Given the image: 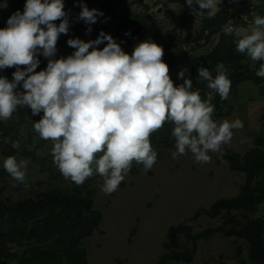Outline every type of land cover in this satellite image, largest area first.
Listing matches in <instances>:
<instances>
[{"label": "clouds", "instance_id": "clouds-1", "mask_svg": "<svg viewBox=\"0 0 264 264\" xmlns=\"http://www.w3.org/2000/svg\"><path fill=\"white\" fill-rule=\"evenodd\" d=\"M222 0H186L198 6L202 17L214 18ZM78 20L89 27L104 15L83 2ZM251 32L232 22L223 26L225 35L237 37L236 49L253 62L264 61V16L251 13ZM56 21H60L59 24ZM70 21L64 0H26L24 10H17L0 28V70L15 68L12 80L0 76V121H8L18 108L28 107L33 115L43 113L33 122L39 137L52 142L53 163L66 180L77 186L94 175L103 183L101 191L110 195L118 190L133 164L145 172L157 162L151 136L166 123L173 128V159L188 152L196 163L211 162L209 153H219L232 141L234 130L244 127L240 119L217 121L215 106L192 90V80L179 72L183 83L175 85L164 62L163 48L152 40L135 45L131 54L116 40L101 31L95 40H67L74 52L54 58L61 34L67 35ZM129 35V33H126ZM106 42V43H105ZM105 44L101 49L99 45ZM48 60L44 70L36 71L38 55ZM246 62V61H245ZM215 76L208 68L197 70L207 87L228 98L231 81L223 62L215 66ZM264 78V63L256 71ZM22 86L23 91H19ZM242 143L246 142L244 139ZM13 148H19L13 142ZM28 159L8 156L3 168L20 184H26Z\"/></svg>", "mask_w": 264, "mask_h": 264}, {"label": "rangeland", "instance_id": "rangeland-1", "mask_svg": "<svg viewBox=\"0 0 264 264\" xmlns=\"http://www.w3.org/2000/svg\"><path fill=\"white\" fill-rule=\"evenodd\" d=\"M144 1H147L145 4ZM26 0H0V28L7 26L8 18L19 10H24ZM83 2L89 9H97L104 13L91 25L92 31L86 34L89 25L78 20ZM119 0H64L65 11L70 21L67 35L61 34L57 43V53L54 58L66 57L74 52L67 40L80 38L84 41L95 40L101 31L109 29L112 24L107 17L111 15L112 3ZM142 6L154 5L157 2H178L187 7L186 0H129ZM258 13L264 16V0H255ZM247 8L244 4L240 11ZM156 9V8H155ZM249 9V8H248ZM199 9L192 6V15L198 14ZM155 11V10H154ZM199 15V14H198ZM238 20L237 27H243L251 32L254 25ZM197 32V35L203 29ZM57 24L60 21H56ZM113 27V26H112ZM111 33L124 51H133L134 41L131 33L118 28ZM209 31L211 28H209ZM110 31V29H109ZM109 31H105L109 34ZM222 29L217 33L220 38ZM211 36V34H210ZM211 38H209V41ZM174 43L169 53L183 52L178 60L169 65L170 76L175 84L181 70L191 71L190 60L209 52L213 46H204L184 51L179 42ZM237 41V40H236ZM106 43V42H105ZM105 46V44H101ZM202 47H204L202 49ZM200 49V50H199ZM202 49V50H201ZM42 55V54H41ZM38 55V58L41 56ZM240 65L251 69V79L241 82L229 92L228 98L220 109L216 100V93L206 87L205 98L211 92L210 103L215 106L213 118L217 121L240 119L244 127L234 130L231 143L223 145L221 152L209 153L211 162L196 163L191 152L173 159L171 153L175 151L167 146L173 125L166 123L162 129L151 136V144L157 151V162L147 172L142 165L133 164L130 172L120 184L117 191L106 195L101 191L103 183L99 175L87 179L84 184L94 190L93 208L102 213V221L93 235L83 240L87 250L89 264H255L249 257V245L246 240L237 236H226L216 231L208 238L195 242L186 233L176 235L177 247L168 246L169 232L172 227L183 225L191 234H197L208 228H231L249 219L264 218V200L257 206L254 213L248 210H224L219 215L211 217L207 209L218 199L236 197L246 181L244 172L232 170L230 163L224 157L228 154H246L258 143L264 144V78L258 77L256 71L264 61L253 62L246 54ZM246 61V62H245ZM186 62L188 64L175 65ZM46 58L40 61L37 72L47 66ZM188 65V66H187ZM199 81H202L198 77ZM19 91H23L19 86ZM43 113L33 115L28 107L20 108L18 114H13L8 121H0V199L15 203L28 198H36L41 193L62 189L68 190L73 186L70 180L64 179L51 155L52 142L43 140L34 131L33 122L38 121ZM244 139L246 142L242 143ZM13 142L19 143V148H13ZM8 156H15L17 160L28 159L26 184L13 180L3 168V161ZM258 177L257 180H260ZM193 250L191 261H179L172 258L174 251L183 252ZM15 250H18L15 247ZM21 251V250H20ZM18 258V257H17ZM17 258H6L8 264H20Z\"/></svg>", "mask_w": 264, "mask_h": 264}, {"label": "trees", "instance_id": "trees-1", "mask_svg": "<svg viewBox=\"0 0 264 264\" xmlns=\"http://www.w3.org/2000/svg\"><path fill=\"white\" fill-rule=\"evenodd\" d=\"M247 1L236 0L232 13L220 11L211 19L205 16L203 29L196 36H200L204 30H209L208 27L211 28L209 31L211 35L218 33L230 16L239 14L240 7ZM196 8L199 9L198 6ZM257 11L258 8L255 7L245 8L243 12L250 18L251 13ZM236 40L237 37L234 35H225L222 31L212 50L190 60L191 71L185 77L192 80V90H199L202 99L205 98L207 82L198 80L197 70L201 67L208 68L215 76V66L223 62L231 81L230 92L241 82L252 78L251 69L240 65L245 59L236 49ZM173 43L172 39L171 44L163 49V60L169 65L183 55L181 51L168 52ZM99 47L103 48L101 45ZM126 52L131 54L132 51ZM44 58L41 55L38 59L41 61ZM15 71L14 67L0 70V76L12 80ZM182 83L183 79L175 80L177 86ZM216 100L221 112L224 100L217 93ZM19 112L20 108L14 114ZM174 143L175 140L170 135L167 146L172 148ZM224 158L229 161L232 170L245 173L246 181L236 197L218 199L207 209V214L214 217L224 210H248L254 213L264 200V144L258 143L243 156L228 154ZM258 177L261 179L257 180ZM93 200L92 188L86 184L77 186L74 183L68 190L53 189L41 193L36 198L15 203L0 199V264H8L6 258L17 257L20 264H89L83 240L94 234L103 217L101 212L93 208ZM216 231L246 240L250 259L255 264H264V218L249 219L231 228H208L197 234L189 233L183 225L175 226L170 229L167 247H177L176 235L180 232L186 233L195 244L197 240L208 238ZM15 247L18 250H15ZM172 258L189 262L193 258V250L174 251ZM113 264H121V262Z\"/></svg>", "mask_w": 264, "mask_h": 264}, {"label": "crops", "instance_id": "crops-1", "mask_svg": "<svg viewBox=\"0 0 264 264\" xmlns=\"http://www.w3.org/2000/svg\"><path fill=\"white\" fill-rule=\"evenodd\" d=\"M144 3L146 4L147 1H144ZM219 7L220 11H224L222 4ZM196 12L199 14L198 10ZM192 13L189 6L186 7L184 4L178 2L166 4L157 2L152 6L149 4L142 6L137 2L119 0L118 3H112L111 15L107 17V20L111 22L113 27L126 33H131L132 37L130 39H133L134 46L139 42L150 39L164 49L171 44L172 39L185 40L195 38L197 32L202 28L204 21H202L203 17L200 14L193 16ZM239 13L242 12L240 11ZM112 26L109 28L110 31L109 29L105 30L109 31L110 35L114 31ZM209 38L211 40L207 46H204L205 50L209 44L213 46L218 42L219 35L214 33ZM184 64L188 63L183 62L174 67L176 69L178 65ZM189 69L188 66L185 75L189 74Z\"/></svg>", "mask_w": 264, "mask_h": 264}, {"label": "built area", "instance_id": "built-area-1", "mask_svg": "<svg viewBox=\"0 0 264 264\" xmlns=\"http://www.w3.org/2000/svg\"><path fill=\"white\" fill-rule=\"evenodd\" d=\"M236 0H222V6L224 11L228 13H232L233 11V5L235 4ZM255 0H248L247 2L244 3V5L249 8L253 9L255 8L254 4ZM238 19H243L247 23H251V19L248 17V15L239 13V14H233L228 18V20L224 23L223 26L228 24L229 22H232L234 25L236 24V21ZM223 29V27H222ZM209 37H210V32L209 30H204L203 33L200 36H195V38L189 40V41H181L179 42V46L184 50H191L194 48H197L199 46H204L209 42Z\"/></svg>", "mask_w": 264, "mask_h": 264}]
</instances>
